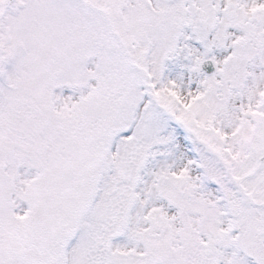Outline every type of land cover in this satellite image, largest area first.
<instances>
[{"label": "snow or ice", "instance_id": "snow-or-ice-1", "mask_svg": "<svg viewBox=\"0 0 264 264\" xmlns=\"http://www.w3.org/2000/svg\"><path fill=\"white\" fill-rule=\"evenodd\" d=\"M0 264H264V0H0Z\"/></svg>", "mask_w": 264, "mask_h": 264}]
</instances>
